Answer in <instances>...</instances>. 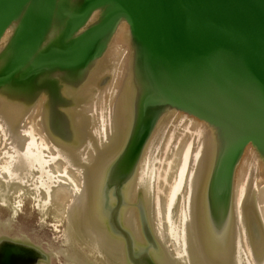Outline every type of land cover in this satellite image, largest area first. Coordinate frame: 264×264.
<instances>
[{
  "label": "water",
  "instance_id": "95a60500",
  "mask_svg": "<svg viewBox=\"0 0 264 264\" xmlns=\"http://www.w3.org/2000/svg\"><path fill=\"white\" fill-rule=\"evenodd\" d=\"M182 135H196L202 157L204 264H264L250 200L264 188V0H0V164L18 172L0 198V264H113L101 238L126 264H159L155 220L136 192L147 161L158 172ZM56 167L86 185L75 234L68 202L57 211L48 194Z\"/></svg>",
  "mask_w": 264,
  "mask_h": 264
},
{
  "label": "bare ground",
  "instance_id": "6f19581e",
  "mask_svg": "<svg viewBox=\"0 0 264 264\" xmlns=\"http://www.w3.org/2000/svg\"><path fill=\"white\" fill-rule=\"evenodd\" d=\"M2 132L3 135H7L4 131ZM36 132L35 127L31 126L27 135H32L33 138ZM33 142L32 139L31 144ZM42 145L45 146L43 140ZM193 155H195L196 164L193 162ZM201 158L200 151L196 147V135H182L175 136L166 147L160 159L161 166L158 172L152 170L150 161H147L144 166L136 195L142 194L146 197L150 217L155 220L157 233L163 246V249L155 255L159 264H204L196 232L195 214V195ZM246 166L244 164L241 167L237 176L238 208L241 213L244 203L249 199L246 195L247 184L244 183ZM4 171H8L9 175H5ZM13 172L18 177V172L12 163L0 164L1 202H5L11 192ZM54 172H56L58 186L48 194L53 197L57 211L64 202H68L69 231L75 234L74 225L79 228L80 220L85 219L87 214L86 185L81 176L67 169L60 170L56 167ZM250 200L257 204L264 221V188L258 189ZM130 227L139 241L141 229L137 216L135 221L130 223ZM71 238L75 239V236L68 234L67 240ZM100 242L103 249L109 251L114 257L113 264H126L121 249L110 246L105 238H101ZM244 243L245 241H243V250L246 252Z\"/></svg>",
  "mask_w": 264,
  "mask_h": 264
},
{
  "label": "rangeland",
  "instance_id": "374dc122",
  "mask_svg": "<svg viewBox=\"0 0 264 264\" xmlns=\"http://www.w3.org/2000/svg\"><path fill=\"white\" fill-rule=\"evenodd\" d=\"M1 211L2 210L0 208V218H2V216H3V215H1L2 214ZM42 229L46 230L49 233V236H45L47 239H44V240L49 241L51 244L53 242H57L56 240H54L53 233H52V231L50 229H48V228H42Z\"/></svg>",
  "mask_w": 264,
  "mask_h": 264
}]
</instances>
